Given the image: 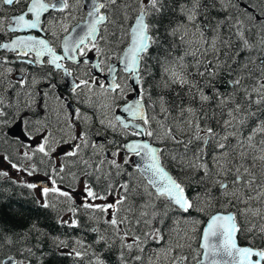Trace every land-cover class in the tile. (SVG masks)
<instances>
[{"label": "snow or ice", "instance_id": "1", "mask_svg": "<svg viewBox=\"0 0 264 264\" xmlns=\"http://www.w3.org/2000/svg\"><path fill=\"white\" fill-rule=\"evenodd\" d=\"M9 137L80 235L0 229V264H264V0H0Z\"/></svg>", "mask_w": 264, "mask_h": 264}, {"label": "trees", "instance_id": "2", "mask_svg": "<svg viewBox=\"0 0 264 264\" xmlns=\"http://www.w3.org/2000/svg\"><path fill=\"white\" fill-rule=\"evenodd\" d=\"M35 200L36 197L29 189L13 184L10 180L3 182L0 179V229L8 233H22L36 222L44 231L53 235L63 236L66 232L71 236L80 235L78 230L59 228L55 224V213L39 208ZM46 248L42 251L50 252V248ZM40 254L37 251L36 257L32 258V264H39L40 259H43L44 264H75L71 257L53 259L48 256L40 257Z\"/></svg>", "mask_w": 264, "mask_h": 264}, {"label": "rangeland", "instance_id": "3", "mask_svg": "<svg viewBox=\"0 0 264 264\" xmlns=\"http://www.w3.org/2000/svg\"><path fill=\"white\" fill-rule=\"evenodd\" d=\"M0 168L8 170L10 173V176L17 181H19L21 179H25L29 182L38 183L39 181H43L42 177H45V176H43L42 173H38L37 175H34L32 177H28L23 173H16L14 170H11L10 167L6 163L3 162V158L0 159ZM81 189H82V185H79L77 187V192L74 193V195L77 197V203H79V195H80ZM34 193L36 194L37 197H39L40 188L35 189ZM109 199H111V197Z\"/></svg>", "mask_w": 264, "mask_h": 264}, {"label": "flooded vegetation", "instance_id": "4", "mask_svg": "<svg viewBox=\"0 0 264 264\" xmlns=\"http://www.w3.org/2000/svg\"><path fill=\"white\" fill-rule=\"evenodd\" d=\"M3 15L4 16H10V15H12V11L11 10L5 11L3 13ZM60 92L64 93V85L63 84L61 85ZM64 94L66 95V93H64ZM0 146L3 147V148H5V147L7 148L8 147V143L0 142ZM242 243H243V241H242Z\"/></svg>", "mask_w": 264, "mask_h": 264}, {"label": "bare ground", "instance_id": "5", "mask_svg": "<svg viewBox=\"0 0 264 264\" xmlns=\"http://www.w3.org/2000/svg\"><path fill=\"white\" fill-rule=\"evenodd\" d=\"M9 193H11V192H9ZM46 247H47V246H46ZM46 247H45V248H46ZM46 249H47V248H46ZM48 249H49V248H48ZM38 256H39V255H38ZM40 257H41V254H40ZM48 257H51V256H48ZM33 258H34V257H33Z\"/></svg>", "mask_w": 264, "mask_h": 264}]
</instances>
